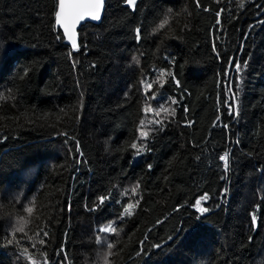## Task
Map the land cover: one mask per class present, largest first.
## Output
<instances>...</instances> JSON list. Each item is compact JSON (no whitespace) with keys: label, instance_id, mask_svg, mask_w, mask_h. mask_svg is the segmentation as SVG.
I'll list each match as a JSON object with an SVG mask.
<instances>
[{"label":"trees","instance_id":"16d2710c","mask_svg":"<svg viewBox=\"0 0 264 264\" xmlns=\"http://www.w3.org/2000/svg\"><path fill=\"white\" fill-rule=\"evenodd\" d=\"M0 0V264H264V0Z\"/></svg>","mask_w":264,"mask_h":264},{"label":"water","instance_id":"95a60500","mask_svg":"<svg viewBox=\"0 0 264 264\" xmlns=\"http://www.w3.org/2000/svg\"><path fill=\"white\" fill-rule=\"evenodd\" d=\"M106 0H57L55 26L63 35V42L75 49L79 46V29L86 22L101 21Z\"/></svg>","mask_w":264,"mask_h":264}]
</instances>
